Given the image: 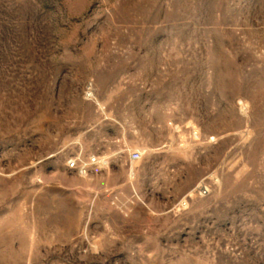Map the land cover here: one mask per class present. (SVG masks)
<instances>
[{
	"label": "rangeland",
	"instance_id": "374dc122",
	"mask_svg": "<svg viewBox=\"0 0 264 264\" xmlns=\"http://www.w3.org/2000/svg\"><path fill=\"white\" fill-rule=\"evenodd\" d=\"M0 264H264V0H0Z\"/></svg>",
	"mask_w": 264,
	"mask_h": 264
},
{
	"label": "built area",
	"instance_id": "2783aa9c",
	"mask_svg": "<svg viewBox=\"0 0 264 264\" xmlns=\"http://www.w3.org/2000/svg\"><path fill=\"white\" fill-rule=\"evenodd\" d=\"M131 157L133 160H138L140 158V154L138 152H133Z\"/></svg>",
	"mask_w": 264,
	"mask_h": 264
}]
</instances>
